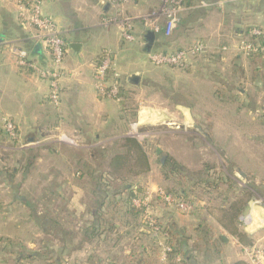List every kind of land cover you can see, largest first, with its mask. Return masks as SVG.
I'll return each instance as SVG.
<instances>
[{"label":"crops","instance_id":"1","mask_svg":"<svg viewBox=\"0 0 264 264\" xmlns=\"http://www.w3.org/2000/svg\"><path fill=\"white\" fill-rule=\"evenodd\" d=\"M110 1L42 0L41 13L55 22L67 44L63 62L64 75L60 84V105L55 109L48 101L47 82L31 71L18 68L13 55L4 45L14 44L26 50L40 66H47L49 57L36 43L34 30L20 23L16 4L9 0H0V125L4 119H9L16 126L19 140L27 143L20 149H32L48 140L50 143L59 142L69 147L62 150V153L56 149L51 151L49 148L44 149L53 157H56L57 153L60 154L58 161L53 160L54 165L58 163L59 171L63 176H59L57 185L60 188L77 189L76 186L81 188L87 181L86 174L80 167L77 168L75 160L73 161L74 157L77 158V153L80 154L70 147L74 145L78 148L73 143H80L79 147L88 151L89 148H97L100 142L120 141L128 138L127 133L132 124H136L141 131H156L155 135L153 134L157 136L156 139L152 137L150 139H155L154 149L151 151L147 143L143 144L151 172L152 156L157 157L155 149L159 148L194 178L195 172L192 171H196V168L184 166L177 159L176 150L182 145L192 148L191 143L189 145V136L194 132H202L203 124L212 125L213 130L217 129L219 132L223 118H219L221 121L217 119L218 117L212 121H205L202 118L203 109L198 107L197 103L200 99L199 91H187L188 95H184L170 87L173 96H168L163 89H160L163 88L160 82L162 80L150 73H144L134 62L137 60L144 62L150 52H173L191 47L196 42H201L206 47V54L201 56V60L205 63H209V56L214 53H217L219 57L231 53L235 57L234 61H239L242 56L239 54L238 40L243 32L242 28L244 26L264 28V0L258 1L262 5L242 2L247 3L244 4L245 6L231 0H186L180 12L179 23L170 35H166L163 31L164 20L161 23H155V26L144 23V18L150 13L149 11L161 5V0H132L119 9L121 16L125 15L134 21L135 41L127 43L121 39L116 25L102 24L104 18L116 13L117 9L111 6ZM201 3L213 6L201 8L199 7ZM152 28H155V31ZM148 33L153 34V40L151 47L146 50L145 37ZM104 51L111 53L113 71L120 76L122 87L130 93V100L136 103L134 108L126 106L122 109L110 99L98 98L93 74L100 55ZM130 58L134 61L128 63ZM199 58L188 70L168 68L165 71L171 72V80L173 75L177 78H191L207 85V93L211 95L214 92L212 98L214 106L217 105V109H221L225 104L218 92H221L224 87L215 81L211 71L195 68ZM225 59L227 58L224 57L222 60ZM131 75H139V86L135 87L127 83V78ZM257 131L250 134L252 141L258 140ZM14 173L16 174L15 171ZM144 178H146L145 175L136 178L138 180H136V186L145 188L148 185L152 188L147 182H143ZM8 188L11 190L12 197L9 204L28 206L27 199L23 200L14 196L16 193L14 190L17 187L12 188L9 183ZM191 189L194 191L197 188ZM77 194L76 190V196ZM257 204L259 203H256L255 199L251 201L247 212L239 217L238 229L248 237L252 246L264 244V205ZM185 219L188 221L187 218ZM201 219L210 222V231L223 238L224 244L218 248L212 247L218 253V257L211 254L212 257L198 264H247L242 257L244 246L221 227L213 214L202 216ZM50 220L53 221L55 218ZM86 221L89 224L78 232L81 242H88L92 233L89 226L94 222L93 217L85 218ZM176 221H178L176 217L169 216L163 224H169L176 230ZM63 236L69 237L68 234H60V238L63 239ZM93 240L95 239L92 238L89 241L90 244ZM154 240L159 246V240ZM68 241L66 238L59 252L84 251L82 246L72 248V244L69 245L70 241ZM110 249L108 252L112 256H117L115 250ZM96 250L99 249L96 248ZM160 260L166 261L167 258L162 260L161 255ZM83 264L88 262L85 261Z\"/></svg>","mask_w":264,"mask_h":264},{"label":"rangeland","instance_id":"2","mask_svg":"<svg viewBox=\"0 0 264 264\" xmlns=\"http://www.w3.org/2000/svg\"><path fill=\"white\" fill-rule=\"evenodd\" d=\"M250 2L254 5H262L258 1ZM244 4L247 3H242V6H245ZM160 6L159 4L152 11ZM124 17L127 16L124 15ZM156 17L158 23L165 20L159 14ZM145 18L144 20H146ZM245 28L247 27L244 26L242 29L245 30ZM196 44H201V42H196L193 45ZM239 54L242 56V59H239L240 62L238 60L234 61L235 57L231 53L226 54L227 56L224 54L223 57H219L217 53H214L209 56V63L203 62L201 60L203 55H201L195 66V68L211 71L215 81L224 87V89H220L221 92H218L225 104L221 109H217V105L214 106L212 101L214 92L211 95L208 94L207 85L196 82L191 78H177L173 75H171V80V72L165 71L171 67H156L148 59L144 62L138 60L134 62L144 73H150L162 80L160 82L163 88L160 89H163L168 96H173L170 87L184 95H188L187 91H199L200 99L197 103L198 107L203 109L202 118L205 121H212L217 117V119L223 118L219 132L217 129L213 130L212 125L203 124L202 132H194L189 136V145L191 143L192 148L182 145L176 150V157L184 166L196 168V171L191 169L193 173L195 172L194 180L215 184L214 187L197 188L194 191H192L191 186L184 189L187 190L188 196L183 199L194 197L201 204L197 205L192 214L183 215L173 208L165 206L157 198L159 188L165 192L179 188L177 179L167 180L165 178L168 172L161 167V164L169 158L166 154L162 153L157 157L152 156V172L149 170L148 173L144 174L146 178L143 179V182H147L152 188L148 185L145 188L144 186L143 188L140 187L142 192L139 193L134 188H138L139 185L136 186L138 180L136 178L132 180L134 186L131 188L132 200L135 197L149 196L151 212L160 223V226L169 216L176 217L178 220L176 221L178 228L176 230L184 233L183 237L187 239L189 248L198 251V254H193L197 262H204L208 257H212L211 254L218 257V253L214 251V248L220 246L217 245L213 249L209 247L216 242L218 234L210 231V222L202 220V216L210 213L214 216L218 215L217 210L221 206L228 208L233 200L244 202L248 199L247 193L254 195L256 203H259L257 205H264V70L257 72L254 69V65L259 64V60H256V63L252 65L244 53L240 51ZM224 57L227 59L222 60ZM132 61H134L132 58L128 59V63ZM241 70H243L244 76L241 75ZM119 79H121L120 76ZM237 79H239V82H237ZM240 91L243 92L240 93ZM119 103L117 104L119 105ZM127 104V106H133L134 108L136 103L129 100ZM219 120L221 121V119ZM6 123H10L15 128L17 139L14 142L5 134L3 128ZM0 129L3 131V134L0 131V264H83L85 261L88 264H106V259L111 254L104 252V246H107L108 249L111 247L110 250H115V254L123 262L131 250L134 249L137 253V246L140 244L139 240H141L138 238L141 235L138 234L148 230L142 223L141 214L135 218L136 220L132 216H129L130 218L127 216L126 211L129 205L125 203L127 199L126 192L115 197V200L119 199L116 209L120 213V218L113 221L115 229L124 237L121 236L117 242L116 237L113 235L115 230L112 229L113 227L108 226L97 230V232H101V236H99V239L93 240L91 244L89 241L81 242L78 235L79 230L89 224L88 221L85 222V218L89 219L92 216L94 208V196L92 195L94 184L91 186L90 181L87 182L89 180L87 176L90 175L89 172L92 169L94 177L98 175L95 170H98V172L106 171V161L100 158L98 152L104 149L114 151L120 142H104L102 146L89 148L88 151L80 148V143H73L78 148L74 145L70 147L75 149V152H80V154L77 153V158H73V161L75 160L76 167H80L82 172L86 174L87 178L85 180L87 181H85V184L83 183L81 188L76 186L77 189H66L58 187L61 172L58 163H56L57 165L53 164V160L58 161L60 159V154L57 153L56 157H53L50 156L47 150L48 148L50 151L56 149V151L62 153V150L69 148L67 145L59 142L50 143L48 140L32 149H20L25 147L27 143L24 140H19L17 128L9 119L3 120ZM256 131L258 132L257 136H259L258 140L252 141V135L250 134ZM143 132L153 133L154 130ZM156 137L152 135V138L156 139ZM150 139L145 143L148 144V147L150 146L152 151L155 139ZM83 146L86 145L83 144ZM163 156L166 158L162 162L161 158ZM70 158L68 160H71ZM11 170L16 172V176L10 179L9 173ZM9 183L12 188L17 187L14 196L23 200L27 199L28 206L22 207L17 204H9L12 198L11 190L8 188ZM116 186L113 183L112 188L114 189ZM112 188L111 192L114 191ZM76 190L78 192L77 196ZM107 208L108 204H105L103 212L106 214V218L112 217ZM124 214L126 215L124 216ZM38 218L43 220L38 221ZM50 218H55V220L52 221ZM126 220H131L130 223L128 222L129 225H125ZM62 233L69 235L66 238L70 241H68L69 245L72 244V248L82 246L84 251L79 253L59 252L66 239L64 236L63 239L60 238ZM146 234V241L145 238H142V240L154 250L146 256L147 262L169 264L168 259L166 261L160 260L161 247L156 245L149 232ZM103 239L105 243L102 244L101 240ZM113 244H116L115 247H113ZM207 246L210 251L208 257L206 256L207 253L204 254ZM260 246H264V244L261 243ZM96 248L99 250H96ZM177 263L175 261L174 264Z\"/></svg>","mask_w":264,"mask_h":264},{"label":"built area","instance_id":"3","mask_svg":"<svg viewBox=\"0 0 264 264\" xmlns=\"http://www.w3.org/2000/svg\"><path fill=\"white\" fill-rule=\"evenodd\" d=\"M18 7V18L23 26L30 27L35 32V41L42 48V50L49 57V64L47 66H40L32 59L29 53L19 48L14 44H5L9 52L15 59V64L18 68L31 71L41 80L48 84L49 93L48 101L53 108H58L60 105L61 94V80L64 75L63 62L66 54L67 44L60 35V32L55 22L45 17L41 13L42 0H9ZM132 0H111V6L115 7L116 13L108 16L102 20V24L116 25L120 37L123 41L134 42V26L133 19L121 16L119 9L122 5ZM135 1V0H133ZM235 3L262 1V0H231ZM186 0H162L161 6L158 9L151 11L144 23L152 24L158 23V14L165 18L163 31L166 35L176 28L179 23L180 12L183 10ZM212 4L201 3V8H211ZM250 30L246 36H241L239 41V48L246 56L250 54H264V42L259 44L258 38L263 35L264 29L261 27H249ZM155 31V28H152ZM253 39V40H252ZM206 47L201 44H196L188 48H182L173 52H150L147 55L148 61L156 66H167L186 70L192 62L199 58V56L206 54ZM94 86L95 91L100 99H110L116 103L122 101L120 97V79L118 74L113 71L112 55L108 51H104L100 55L98 64L94 69ZM5 134L16 141L17 136L15 128L10 123L4 125ZM155 133L143 132L139 130L136 124H132L127 133L129 138L135 139L139 144H145L149 138ZM153 135V136H154ZM73 143V142H72ZM104 142H100L96 147H100ZM157 198L167 207L173 208L175 211L183 215H190L194 212L197 205H201L200 201L191 197L189 199L176 198L173 195L158 189ZM133 205L136 208L142 209V223L149 230V233L154 239L159 240L161 247L162 260L166 259L171 248L166 245L167 235L163 232L160 223L152 214L150 209L149 196L141 197L133 200ZM242 257L247 264H264V246L253 245L250 247H242ZM176 261H179L177 259Z\"/></svg>","mask_w":264,"mask_h":264},{"label":"trees","instance_id":"4","mask_svg":"<svg viewBox=\"0 0 264 264\" xmlns=\"http://www.w3.org/2000/svg\"><path fill=\"white\" fill-rule=\"evenodd\" d=\"M250 28H247L243 30L241 33V36H246L248 34V31ZM253 40V39H252ZM259 44L264 42V31L263 35L258 38ZM248 60L250 61V64L254 65L256 63V60H259L258 65H254V69L256 71L264 70V54H250L247 55ZM251 66V65H250ZM241 75L244 76L243 70L240 71ZM263 73V72H262ZM263 77V76H262ZM120 97L122 98V101L119 103L120 107L122 109H125L127 106V102L131 99V95L128 91L124 89V87H120ZM116 149L114 151H109V149L100 150L98 154L100 155V158L103 161H106L105 168L106 171H100L95 170L98 175L94 177L92 170L89 172L90 175L87 176L90 180V184H94V188L92 191V195L94 196V208L92 210V217L94 219V222H92L89 226V230H91V237L88 239L91 241V239H99V236H101V232H97V230L101 227H113L114 237H116V240H118L123 236V234H119L118 230L115 229L113 221L115 219H119L120 213L116 209V206L119 203V199L115 200V197L126 194V205H129L127 208L126 214L127 216H132L133 219L137 218L140 214L142 215V209L136 208L133 206V200L131 196V188H133L132 180L135 178H138L146 173L149 172L150 166H149V160L146 153V149L144 148V145L139 144L135 139L133 138H123L121 139ZM162 168H164L168 173L166 175L167 180H171L172 178L177 179L178 189H174L171 191H168L167 193L173 195L176 198H186L187 190L190 186L191 188H201L205 189V187H214L215 184L207 182V181H196L194 180L193 176H191L186 170L179 164H177L174 160L171 158H168L165 163L161 164ZM14 170H11L9 173V178L11 179L14 176ZM197 182V183H196ZM199 182V183H198ZM116 184V188H112V185ZM191 184V185H190ZM189 185V186H184ZM186 187V188H184ZM111 188L114 190L111 192ZM137 192H142L141 188L135 187ZM16 191V190H14ZM138 193V195H139ZM248 199L244 202L233 200L231 204H229L228 208L221 206L217 211L218 215H216L217 222L221 225V227L229 233V235H232L235 237L239 244H241L244 247H250L252 246L250 244V241L248 237L239 231L238 226L240 225L239 217L243 216L247 210L248 205L251 201H253L254 195L252 193H247ZM140 196L139 198H141ZM133 199H138V197H135ZM105 204H108V212H111L112 217L106 218V214L104 211ZM106 209V208H105ZM107 212V213H108ZM105 214V216H104ZM124 214V216L126 215ZM130 218V217H129ZM38 221L43 220L42 218H38ZM136 220V219H135ZM131 221V220H130ZM129 220H126L125 225H129ZM134 221V220H133ZM161 228L163 229V232L167 235V241L166 245H168L171 248V252L167 254V259L169 264H174L177 259L179 261L177 264H198L197 260L194 258L193 254H198L197 250H192L187 245V239L183 237V232L175 230V228H171V226L161 224ZM146 230H148L146 228ZM146 232V231H145ZM141 232L138 235L139 239V245L137 246V253L135 250H131L128 253V256L125 257V261H120V259L117 256H108L106 259V264H152L147 262L146 256L148 254H151L154 252V250L147 246V244L142 240V238H145V241L147 239V232L145 233ZM207 233V231H206ZM118 234V235H117ZM149 235V234H148ZM107 239L109 238L106 237ZM105 238V240H106ZM215 240V239H214ZM108 241V240H107ZM142 241V242H141ZM216 242L212 243V246H209L210 248L215 247L217 245L224 244L223 238L217 236ZM102 244L105 243L104 239L101 240ZM116 242V243H117ZM155 242V241H154ZM218 243V244H217ZM115 247L116 244H113ZM209 247L207 246L205 248V253H207V257L209 256ZM111 248V247H110ZM136 248V246H135ZM106 249V250H105ZM108 247L104 246V252L107 253L109 250H107ZM109 253V252H108ZM136 253V254H135ZM240 264V263H238Z\"/></svg>","mask_w":264,"mask_h":264},{"label":"water","instance_id":"5","mask_svg":"<svg viewBox=\"0 0 264 264\" xmlns=\"http://www.w3.org/2000/svg\"><path fill=\"white\" fill-rule=\"evenodd\" d=\"M152 40H153V34L152 33H148L145 37V41H146V50H148L151 47L152 44ZM73 48V47H72ZM139 82H140V77L139 75H131L127 78V83L131 86H139ZM155 154L156 156H159L162 154V151L159 148L155 149ZM165 156H163L161 158V161L163 162L165 160Z\"/></svg>","mask_w":264,"mask_h":264}]
</instances>
